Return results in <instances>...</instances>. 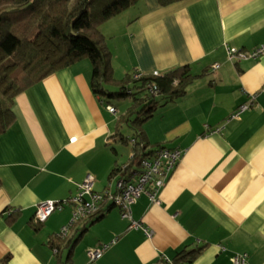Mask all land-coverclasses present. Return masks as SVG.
Returning <instances> with one entry per match:
<instances>
[{
	"label": "crops",
	"instance_id": "1",
	"mask_svg": "<svg viewBox=\"0 0 264 264\" xmlns=\"http://www.w3.org/2000/svg\"><path fill=\"white\" fill-rule=\"evenodd\" d=\"M99 30L113 45L116 79L184 66L195 78L183 97L143 125L148 149L183 152L158 201L141 196L132 206V218L151 237L128 229L119 211L106 206L99 220L71 228V264H89L86 251L115 238L90 264H179L175 256L194 249H200L195 259L183 264H232L238 254L247 264H264V57L230 62L226 55V48L264 45V0H183L166 7L139 0ZM91 75L83 60L13 100L14 123L0 135V264H56L51 240L68 224L71 207L35 231L36 205L70 200L87 175L96 192L114 188L112 172L126 162L113 147L118 111L105 110ZM69 249L60 251L63 260Z\"/></svg>",
	"mask_w": 264,
	"mask_h": 264
},
{
	"label": "trees",
	"instance_id": "2",
	"mask_svg": "<svg viewBox=\"0 0 264 264\" xmlns=\"http://www.w3.org/2000/svg\"><path fill=\"white\" fill-rule=\"evenodd\" d=\"M138 1L0 0V135L14 123L12 104L17 95L56 72L87 60L92 68L91 90L105 107L112 106L118 111L112 101L126 97L133 99L117 116L112 138L125 146H130L131 139L135 140L132 151L137 165L156 150L166 148L148 149L143 125L159 107L183 97L195 76L188 66H184L161 75L142 74L133 79L134 73H131L116 79L111 52L99 30L100 25L132 8ZM181 1L157 0V3L166 7ZM124 126L132 131L131 137L122 135ZM104 212L102 208L87 218L86 227L99 220ZM13 215L9 214L7 221H14ZM44 223L35 224L32 219L31 226L37 231ZM67 238L51 240V249L58 250L54 254L56 264H71L70 255L76 243ZM63 248H70L64 260L59 255ZM199 251L183 250L173 261L189 263ZM88 262L93 263L89 259Z\"/></svg>",
	"mask_w": 264,
	"mask_h": 264
},
{
	"label": "built area",
	"instance_id": "3",
	"mask_svg": "<svg viewBox=\"0 0 264 264\" xmlns=\"http://www.w3.org/2000/svg\"><path fill=\"white\" fill-rule=\"evenodd\" d=\"M227 60L234 62L240 59L256 60L264 57V45L249 51H239L235 48H226ZM218 67L213 66V70ZM141 72L135 71L133 79H138ZM157 75V74H154ZM248 106H241L232 116L237 118L240 112L246 110ZM105 110L115 115L116 109L112 106H106ZM72 142L74 139L71 140ZM131 153L126 162L115 166L113 181L114 188H108L104 192L94 190V178L91 175L85 176L83 181L77 185V191L74 197L65 202L54 200H45L36 205L33 215V222L41 224L55 212H62L65 206L71 207V215L68 224L63 226L57 235L61 240L68 237L71 228L79 222L97 214L100 209L111 206L118 209L121 219L129 222L128 229L141 230L148 238L151 232L140 222L132 218V206L141 196H146L151 203L158 201L159 194L167 180L172 175L175 167L179 163L182 151L179 149L161 148L156 150L151 156L140 160L137 165L132 147L135 140L129 141ZM116 242V238L109 244L102 245L96 249L86 251V256L90 262H94L103 256V253ZM53 254H57L56 248L52 249ZM232 264H247V256L238 254L233 256Z\"/></svg>",
	"mask_w": 264,
	"mask_h": 264
},
{
	"label": "rangeland",
	"instance_id": "4",
	"mask_svg": "<svg viewBox=\"0 0 264 264\" xmlns=\"http://www.w3.org/2000/svg\"><path fill=\"white\" fill-rule=\"evenodd\" d=\"M114 22L115 21H110V23H108V24L111 25ZM105 42H106L108 49L113 48V45H111L108 41L105 40ZM136 95H138V94H136ZM132 100L133 99L131 97H126L125 99L112 101L113 105H115V107L118 110L117 115L123 113L125 111V109L129 107ZM121 133L123 136L128 137V138L132 136V131L130 129H128L126 126H124V128L121 129ZM113 147H114L115 151L118 153L119 158L124 159V161H126L127 158L129 157L130 153H131L130 146H125L122 144H113ZM62 254H63V257H65L67 253L65 254L62 251L61 255Z\"/></svg>",
	"mask_w": 264,
	"mask_h": 264
}]
</instances>
